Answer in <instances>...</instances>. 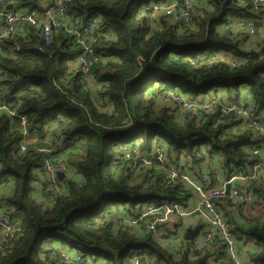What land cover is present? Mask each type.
I'll return each mask as SVG.
<instances>
[{
  "label": "trees",
  "instance_id": "trees-1",
  "mask_svg": "<svg viewBox=\"0 0 264 264\" xmlns=\"http://www.w3.org/2000/svg\"><path fill=\"white\" fill-rule=\"evenodd\" d=\"M55 0H0V8L42 12ZM171 0H72L67 10L78 25L98 17L91 33L93 89L81 86L73 65L82 52L74 36L53 31L45 46L38 29L4 40L0 47V176L12 180L7 204L18 216V242L0 252V264H59L55 244L69 245L91 264H227L216 243L196 252L192 241H182L176 260L143 226L137 235L114 220L112 207L136 216L146 203L180 204L184 209L195 197L182 182L164 183L163 167L138 164L129 171L124 152H150L160 146L167 164L198 176L207 160H215L227 176L246 173L259 156L254 132L236 131L239 121L220 116V104L211 113L186 114L179 107L159 102L166 90H178L193 102L226 91L229 102L244 91L264 121V38L252 39L244 30L228 29L232 18L250 20L256 13L250 0H197L190 20L176 15L152 22L140 7ZM155 23L156 25H153ZM247 46V47H246ZM9 49V50H8ZM246 86V87H245ZM215 100L218 96H213ZM25 116L36 141L20 152L19 119ZM56 126L52 147H60L77 172L59 180V190L49 205L33 197L43 157L33 147L48 145L44 127ZM211 178L214 176L211 174ZM213 185V186H212ZM215 183L211 184L214 187ZM255 200L239 219L222 209L236 241L257 243L248 251L246 264H264V183L256 180L245 189ZM251 193V194H250ZM220 208L229 198L217 200ZM215 244V247H214Z\"/></svg>",
  "mask_w": 264,
  "mask_h": 264
},
{
  "label": "built area",
  "instance_id": "built-area-1",
  "mask_svg": "<svg viewBox=\"0 0 264 264\" xmlns=\"http://www.w3.org/2000/svg\"><path fill=\"white\" fill-rule=\"evenodd\" d=\"M196 1L171 0L167 4L150 3L140 7L139 11L148 14L152 22H155L159 16L176 15L183 22L188 23L193 4ZM71 2L72 0H55L51 6L46 7L42 12H26L16 9L13 5L11 8L8 6L6 9L0 8V47L4 44L5 39L23 31L25 26L38 29L45 46L51 44L55 29H63L65 33L74 36L82 47V52L73 65L74 68H78L81 86L84 89H93L92 67L98 58L94 57L91 47V42L94 39L90 41L88 39L91 38V33L96 28L98 17L95 16L87 25L80 27L78 21L74 20L67 12ZM250 6L251 10L256 13L254 17L250 20H244L243 23H236L235 21L240 19L232 18L228 29L232 30V27L236 25L238 31L242 29L247 32L248 40H250L247 45L253 46L252 39L264 38V0H250ZM2 78H4V74L0 69V79ZM218 99L220 97L215 100L206 99L202 102H193L178 90H166L160 96L159 102L169 103L179 107L181 111L191 114L198 112L207 114L214 111L213 105ZM219 106L222 118L235 117L240 119L245 129L254 132L256 139L258 138L260 141V145L253 148L252 154L259 156V160L255 161L246 173L235 171L225 178H221L219 175L211 178L207 161L202 163L198 176H194L190 171H181L168 165L166 155L160 146H155L152 151L144 153L136 149L126 151L123 160L128 161L130 172L134 171L141 163L150 167L161 166L164 170L163 179L166 186L170 187L177 182H182L194 190L196 198L186 209L180 204L157 206L154 203H146L138 215L130 217L129 225L143 226L147 232L151 233L153 239L160 240L161 238H169L170 234L174 235L177 229H183L184 220L195 216L199 218L202 225L199 234L192 241L197 253L204 247L218 242L227 257V264H246L244 257L238 251V243L231 231L230 224L223 219L215 202L217 200L223 201L227 197L231 200V205L236 207L241 204L252 203L255 200L251 195L245 194L242 188L244 182L246 184L254 182L258 178L259 172L264 169V121L261 120L256 106L251 102L242 100L223 101ZM3 110H5V106L0 97V113ZM9 113L19 119L21 138L18 142V149L21 153L26 152L28 147L32 146L31 143L36 141L37 131L28 128L25 116L19 115L14 110ZM43 129L48 137V144H50L55 139L56 126L49 123ZM33 148L36 153L43 157L38 171L40 176H43L42 182L39 183L40 199L43 202L52 203L55 193L59 190L60 179L58 174L61 173L66 176L75 170L66 161V155H64L62 148L52 147L51 144L46 148ZM75 173L77 174L76 171ZM10 180L11 178L8 176H0V252H4L9 245L16 242L20 225L18 216L14 214L6 200L11 193L9 189L12 190ZM213 183H216L214 187L211 186ZM227 185H230L229 195L226 194ZM174 221H178V225ZM52 255L59 264H91L76 254L75 251L71 252L68 247H55ZM132 264H142V259L134 258Z\"/></svg>",
  "mask_w": 264,
  "mask_h": 264
},
{
  "label": "crops",
  "instance_id": "crops-1",
  "mask_svg": "<svg viewBox=\"0 0 264 264\" xmlns=\"http://www.w3.org/2000/svg\"><path fill=\"white\" fill-rule=\"evenodd\" d=\"M263 39V38H261ZM255 46V44H253ZM246 87V86H245ZM218 92L216 94H214L213 96H218L220 97L221 99H224V101H227L226 98V91L219 88L217 90ZM210 94L212 95L213 94V91L210 92ZM211 95H207L205 96L206 99H209L211 97ZM211 97V98H214V97ZM205 99V100H206ZM242 101H245V102H249L248 100V96L246 95L245 91H244V94L242 95L241 99ZM237 119V118H236ZM239 121V123H241V125H238L237 126V129H235L236 131H242V130H245L244 128V125L242 124V121L240 119H237ZM207 163H208V167H209V171L210 173L216 177V175H219L221 178H225L226 175L223 173V170L222 168L220 167V165L215 161V160H207ZM75 171L74 172H70L68 174V176L72 177V178H75ZM12 182V180H10ZM256 181L258 183L260 182H263L264 183V169H262L259 174H258V178L256 179ZM253 183V182H252ZM251 183V184H252ZM216 184V183H215ZM244 186L242 189H244V192L246 191L245 189H248L249 187V184H246V182L243 183ZM36 199L41 202L43 205H47L48 204H51L50 202H43L41 199H40V186H39V183H36ZM9 192H11V190L9 189ZM249 194V193H247ZM251 194V193H250ZM194 199H196L194 197ZM257 200V199H255ZM255 200L252 202V203H249V205H253V203H255ZM225 206L220 208L222 212V209L224 208L226 212H228L230 214V216L234 217L235 219H239L240 214L241 212H243L247 206V204H241V205H238L236 207H233L231 204H226L224 203ZM112 211H113V214L112 216H110L111 218H113L114 220H120L119 222H122L125 223L124 225L126 226L125 228L128 229L129 232L133 233L134 235H137L138 232L140 233L141 231V227H138V226H131L129 225L130 223V215L128 214H125L124 212H122V206L119 204V205H116V206H113L112 207ZM185 223L183 225V229L180 228V229H177L176 233L174 235L170 234L169 235V238L167 239H163L161 238L160 240H158V242L161 244V240L162 242L164 243V248L167 249V251H169V253H171L173 255V257L178 260L179 259V256H178V251L180 250V248L182 247V241H183V234H184V231L186 228H193L197 225H199L200 223V220L198 217H190L189 219H186L184 220ZM176 226V225H175ZM174 226V227H175ZM159 239V238H158ZM185 240V239H184ZM216 243V247H215V244H214V247H215V250H217L218 248H220L218 242H215ZM237 248H238V251L240 253V255H242L244 257V260H245V263H247V256H246V253H248V251H252L256 248V245L257 243H255L253 240L252 241H249V240H246L243 238V241L239 240L237 241ZM56 247H68V249L71 251V252H74V249L72 247H70L69 245H61L59 244L58 242L55 244ZM102 264V263H100Z\"/></svg>",
  "mask_w": 264,
  "mask_h": 264
},
{
  "label": "water",
  "instance_id": "water-1",
  "mask_svg": "<svg viewBox=\"0 0 264 264\" xmlns=\"http://www.w3.org/2000/svg\"><path fill=\"white\" fill-rule=\"evenodd\" d=\"M12 5H9L8 8H11ZM186 114H190V112H186ZM64 175L59 173L58 174V178L59 179H63ZM229 190H230V185H227L226 187V194L229 195ZM202 225L199 223V225L193 227V228H186L183 234V239L187 240V241H193L195 239V237L199 234V231L201 229ZM16 242H18V239L16 240Z\"/></svg>",
  "mask_w": 264,
  "mask_h": 264
},
{
  "label": "rangeland",
  "instance_id": "rangeland-1",
  "mask_svg": "<svg viewBox=\"0 0 264 264\" xmlns=\"http://www.w3.org/2000/svg\"><path fill=\"white\" fill-rule=\"evenodd\" d=\"M178 17V16H177ZM243 21L244 20H242V19H240L239 21L237 20V21H235L236 23H243ZM153 25H156L155 23H152ZM233 30L234 31H238V28L236 27V25H234L233 27ZM256 40V39H255ZM250 43V40H248V43L247 44H249ZM246 44V45H247ZM247 47V46H246ZM252 47H255L254 45L252 46ZM247 48H251V46H249V47H247ZM33 197L36 199V193H35V191L33 192ZM47 205H49L48 203H47ZM191 205V204H190ZM247 205H249V204H247ZM174 223H176L177 225H178V221H174ZM165 239V238H164ZM161 244L164 246V243L162 242V240H161Z\"/></svg>",
  "mask_w": 264,
  "mask_h": 264
},
{
  "label": "bare ground",
  "instance_id": "bare-ground-1",
  "mask_svg": "<svg viewBox=\"0 0 264 264\" xmlns=\"http://www.w3.org/2000/svg\"><path fill=\"white\" fill-rule=\"evenodd\" d=\"M124 154H125V152H124Z\"/></svg>",
  "mask_w": 264,
  "mask_h": 264
}]
</instances>
